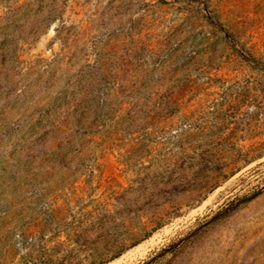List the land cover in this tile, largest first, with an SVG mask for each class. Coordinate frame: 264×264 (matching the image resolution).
Returning <instances> with one entry per match:
<instances>
[{"label":"rangeland","instance_id":"374dc122","mask_svg":"<svg viewBox=\"0 0 264 264\" xmlns=\"http://www.w3.org/2000/svg\"><path fill=\"white\" fill-rule=\"evenodd\" d=\"M0 264H264V0H0Z\"/></svg>","mask_w":264,"mask_h":264}]
</instances>
